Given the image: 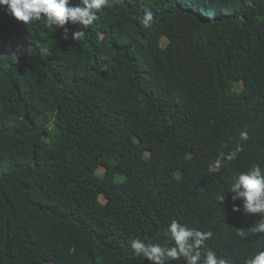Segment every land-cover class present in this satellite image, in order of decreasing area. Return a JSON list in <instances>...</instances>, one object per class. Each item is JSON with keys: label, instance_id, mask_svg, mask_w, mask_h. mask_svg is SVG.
I'll list each match as a JSON object with an SVG mask.
<instances>
[{"label": "trees", "instance_id": "trees-1", "mask_svg": "<svg viewBox=\"0 0 264 264\" xmlns=\"http://www.w3.org/2000/svg\"><path fill=\"white\" fill-rule=\"evenodd\" d=\"M110 3L68 40L0 6V264H148L130 241L165 244L173 219L246 264L264 237L230 185L264 168V0Z\"/></svg>", "mask_w": 264, "mask_h": 264}, {"label": "clouds", "instance_id": "clouds-1", "mask_svg": "<svg viewBox=\"0 0 264 264\" xmlns=\"http://www.w3.org/2000/svg\"><path fill=\"white\" fill-rule=\"evenodd\" d=\"M118 2V0H117ZM0 6H6V10L17 20L25 24L33 21L45 20L51 28L57 26L63 28V39L68 40V24H79L88 28L97 19V13L105 7L111 6L110 0H80L76 6H70L69 0H0ZM153 12L145 10L139 23L144 28H149L153 22ZM84 31H74L71 39L80 41L84 39ZM42 51L47 52V49ZM241 141H247V131L240 132ZM242 146L237 145L235 150L228 153H220L216 161L208 168L209 173L221 171L224 162L234 160L241 152ZM230 189L236 192L231 199L235 201L242 198V203L232 204L233 212H243L248 215L257 216L251 227L248 228L251 234H260L264 237V168L259 164H253L247 170L240 172L233 178ZM216 199L224 204L226 199L225 191L218 193ZM239 236L246 235L238 231ZM165 244L149 242L141 238H134L130 241L132 253L146 260L148 264H172L176 261L180 264H228L223 258L208 249L202 254L201 249L205 241L212 237V232H203L190 228L178 220L173 219L163 230ZM246 264H264V248L246 259Z\"/></svg>", "mask_w": 264, "mask_h": 264}, {"label": "rangeland", "instance_id": "rangeland-1", "mask_svg": "<svg viewBox=\"0 0 264 264\" xmlns=\"http://www.w3.org/2000/svg\"><path fill=\"white\" fill-rule=\"evenodd\" d=\"M164 42H165V40H164ZM98 174L101 175V176H104V174H105V168H104V167H100V168L98 169ZM117 178H118V180L121 181V180L124 179V176H122V175H118ZM101 200H102L103 202L105 201L104 196H101ZM45 264H54V263H53V262H49V263H45Z\"/></svg>", "mask_w": 264, "mask_h": 264}]
</instances>
